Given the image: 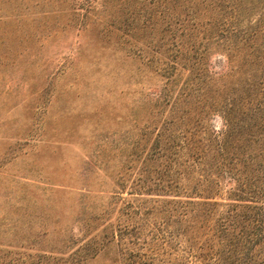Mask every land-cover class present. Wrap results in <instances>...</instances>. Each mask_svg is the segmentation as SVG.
Listing matches in <instances>:
<instances>
[{
    "label": "rangeland",
    "instance_id": "obj_1",
    "mask_svg": "<svg viewBox=\"0 0 264 264\" xmlns=\"http://www.w3.org/2000/svg\"><path fill=\"white\" fill-rule=\"evenodd\" d=\"M149 1L0 0V264H130L145 253L155 264L185 260L180 236L145 248L150 221L161 217L153 207L186 199L196 175L187 149L161 148L180 140L202 104L245 87L236 29L264 16V0H193L196 20L164 9L167 0ZM172 12L204 35L191 45L204 54L205 80L185 67L193 51L182 49L174 64L165 46L154 50ZM149 16L159 30L151 35L142 23ZM187 84L193 89L175 101ZM207 122L223 130L218 112ZM170 225L176 234L180 226ZM134 236L139 245L128 241Z\"/></svg>",
    "mask_w": 264,
    "mask_h": 264
},
{
    "label": "trees",
    "instance_id": "obj_2",
    "mask_svg": "<svg viewBox=\"0 0 264 264\" xmlns=\"http://www.w3.org/2000/svg\"><path fill=\"white\" fill-rule=\"evenodd\" d=\"M159 2L150 0L148 4ZM196 5L193 0H167L164 9L167 6L172 7V11L182 8L184 15H193L190 19L196 20ZM173 15L172 22L165 20L164 27L158 28L161 32L158 39L166 38L158 44L153 42L154 50L165 46L163 51L169 52L175 64L181 61L176 59L178 54L183 59L182 49H189L193 54L185 55V60L191 56L196 60L189 64L184 62L185 67L193 65L195 70H201L204 54L191 44L198 41L201 45L204 35L198 37L195 24L191 28L189 24H184V20L180 21L179 14ZM142 23L143 29L150 31V35L159 31L155 30L157 21L151 16ZM171 27L174 29L170 30ZM236 34L245 46L242 64L249 72L244 79L245 87L223 91L207 107L202 104L190 116L192 120L189 119V126L182 132L180 140L173 136L172 142L167 140L161 148L163 155L166 151L179 155L178 149H187V159L192 161L196 175L191 177L192 184L183 191L186 199H163L162 206L153 207V214L156 212L161 217L150 221L151 230L145 241L148 239V243L154 244L145 243V248L151 251L180 236L186 246V258L182 264H264V16L246 29H236ZM228 59L230 61V57ZM174 64L165 68L166 77L172 75ZM200 74L203 77L199 76V81L205 80V73L201 70ZM191 89V84L183 86L175 93V101L180 96L186 98ZM170 96L171 91L164 93L165 99ZM173 106L176 107L175 104ZM210 111L218 112L223 119L222 131L216 132L207 122ZM196 124L198 139H195ZM159 150L160 147L156 151ZM223 182L231 185L224 189ZM224 190L228 192L222 194ZM179 204H182L181 210L178 209ZM170 223L174 228L180 226L176 234L168 231ZM128 226L126 224L123 230H118L121 241L125 232H129ZM127 239L139 245V237ZM255 254L262 256L258 260ZM136 255L129 260L130 264H155L157 259L154 254H138L135 258Z\"/></svg>",
    "mask_w": 264,
    "mask_h": 264
}]
</instances>
